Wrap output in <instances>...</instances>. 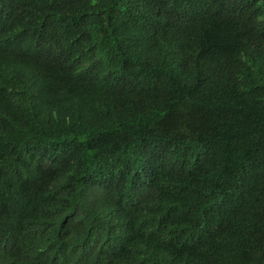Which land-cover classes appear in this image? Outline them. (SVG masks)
Instances as JSON below:
<instances>
[{"label": "trees", "instance_id": "obj_1", "mask_svg": "<svg viewBox=\"0 0 264 264\" xmlns=\"http://www.w3.org/2000/svg\"><path fill=\"white\" fill-rule=\"evenodd\" d=\"M0 264H264V0H0Z\"/></svg>", "mask_w": 264, "mask_h": 264}]
</instances>
